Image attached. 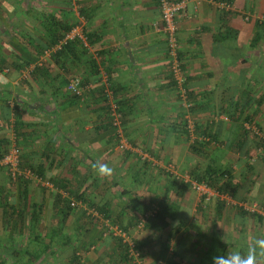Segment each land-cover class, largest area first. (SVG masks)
<instances>
[{
    "label": "crops",
    "instance_id": "obj_1",
    "mask_svg": "<svg viewBox=\"0 0 264 264\" xmlns=\"http://www.w3.org/2000/svg\"><path fill=\"white\" fill-rule=\"evenodd\" d=\"M183 1L176 25L184 99L170 74L158 0H0V155L15 146L20 168L32 171L12 179L0 166V264H132L105 232L109 220L87 214L93 204L127 227L167 202L161 218L133 233L140 264L173 254L187 215L205 202L190 197L191 184L177 193L173 180L195 181L190 146L204 142L203 131L232 137L239 121L231 116L253 119L255 111L243 113L251 104L264 113V36L253 42L264 0ZM75 27L80 35L43 61L44 51ZM70 75L89 86L83 98L66 90ZM113 106L126 150L111 125ZM185 119L195 124L193 138ZM210 146L200 152L208 160ZM98 164L112 174L99 175ZM62 201L84 206L70 205L63 220ZM211 250L207 245L197 263L168 264H199Z\"/></svg>",
    "mask_w": 264,
    "mask_h": 264
},
{
    "label": "rangeland",
    "instance_id": "obj_2",
    "mask_svg": "<svg viewBox=\"0 0 264 264\" xmlns=\"http://www.w3.org/2000/svg\"><path fill=\"white\" fill-rule=\"evenodd\" d=\"M251 105L247 107L243 113H246L247 111H255L252 122L248 123L243 120L238 122V125H241L247 131L243 149L240 151H235L234 149L227 151L225 155L226 159L223 160L224 165H228L230 168L233 182L237 184L236 186H239L240 184L245 186L248 184L245 187L247 193L245 196L246 200L239 202L241 205L230 197H226L225 200L226 202L228 201V203H232L233 206H236L237 208L242 207L247 212L254 211V213L264 217V210L258 207L259 203L264 202V113L257 112L255 105ZM255 135L257 137H255ZM258 143H261L260 147L258 146ZM203 157L196 154L192 159H194L195 163H199L200 168L208 167L213 163L210 159L207 161L208 157ZM248 166L251 167V171L248 169ZM182 172H184V170H182ZM191 176L194 177L195 174H192ZM236 186L234 187L235 189L237 188ZM193 193L190 197L192 199L194 197L193 200H195L198 196L194 191ZM215 202V197L208 202L205 201L203 202L201 211L198 209L194 214H191L190 216L189 214L187 215V219H185V223L183 224L186 226V230L181 231L182 234L177 240V244L173 247V254H166L167 252H165L160 264H168L169 260H173L174 262L183 260V262L187 263H197V261L203 257L207 245L213 247V250L209 251L212 258V256L219 252H216V249L220 248L223 243L234 245L235 248H230V251L239 250L240 252L247 254V252L254 246V240L258 237H264V219L258 221L256 217H241L238 215L236 208H231L229 205L224 208V215L222 213L218 217L215 215ZM73 207L76 208L75 206H72V208ZM227 209L229 212H227ZM231 211H234L235 213L232 219L230 218L231 214H229ZM152 219L153 218L149 221ZM90 220L92 219L90 218ZM153 220H155V218ZM149 221H147V223H149ZM147 223L145 225H147ZM112 224L109 221H105L103 228H105V232H110L108 236L111 235L116 237V235L112 234L113 231L108 228H110V226H118L121 228V225L122 227L125 225H123V221L121 223L115 222L113 225ZM145 225L140 229H137L136 226H134L131 232L128 230L126 231L133 242L136 241L133 231L139 233L145 228ZM183 225L180 227L182 228ZM170 240V242L174 243V236ZM177 245H179V248ZM247 245L250 246L249 249H246L247 247L245 248ZM142 252L143 250L141 249V263L144 261V255H142ZM257 253V264H264V255L260 254L259 249H257ZM203 263L210 264L209 259L206 257Z\"/></svg>",
    "mask_w": 264,
    "mask_h": 264
},
{
    "label": "trees",
    "instance_id": "obj_3",
    "mask_svg": "<svg viewBox=\"0 0 264 264\" xmlns=\"http://www.w3.org/2000/svg\"><path fill=\"white\" fill-rule=\"evenodd\" d=\"M222 1L226 2V4H231L233 0H222ZM256 27H257V29L260 30V32H258V31L256 32L255 31V34L253 35V42H255V41L257 42L259 39H262L263 36H264V23L263 22H260L259 24L257 23ZM68 46H69V42H67L65 45H63L61 50H59L57 52L60 53V52L64 51ZM67 83H68V81H67ZM67 83H66V85H67ZM249 92H251V90H249L247 92V94ZM243 95H244V93H243ZM72 96L75 99H80L79 97H76L74 95H72ZM243 97L245 99L249 100L250 96L249 95H245ZM185 102L187 103V105H186L187 107H185V106L184 107L187 108V112H190V111L192 112V109H193L192 106L188 105V102H189L188 94H187V99L185 100ZM233 112L234 113L238 112V104L235 105V107L233 109ZM241 114L242 113L240 112V116H241ZM231 118H234V120L236 119V121H235L236 123L238 121H240V118L236 117L235 114L232 115ZM241 120H243L244 122H248V123L252 122V118L250 116H247V117H245V118H243ZM184 121H185L184 122V129L185 130L184 131H185V133H187V132H189L188 131V122H187L188 120L185 119ZM120 124H121V118H120ZM111 125H112V118H111ZM112 127L114 129H116V127H114L113 125H112ZM194 131H195V129H194ZM193 133L195 134L196 132H193ZM202 135L204 136V138L206 137L205 139H203L204 142L200 143L198 141H195V144L190 146V152H193L195 155L198 154V156L200 155L202 157L204 156L205 158H207L208 155L206 156V155H204V153L201 154L200 152L203 151V149H208L209 147H211L210 145H212V147L215 150V152L210 157V160L213 161V163L210 164L208 167L200 168L199 167V163L197 162L195 167H194V169H193V174H195V176L193 178L195 179L196 182L204 183L207 187L212 189L214 191V193L216 194L214 196L215 200H216V202H215V204H216L215 214L219 217L221 215V213L223 212L224 208H226V206L229 205L231 208L235 207L238 215L241 216V217H246V216L256 217L258 221H262L264 219L263 216L254 213V211L247 212L242 207L237 208L236 206H233L232 203H228L225 200L226 197H230L231 199L235 200L237 203L246 200L245 196L247 195V193L245 191V187L248 184L245 185V186H243L241 184L239 186H236L237 184H235L233 182V177H232V174L230 172V168L228 167V165H224V163L220 162V161L226 155L227 151H231V149H234L235 151H240L241 147L244 145L245 137L247 135V131L241 125H236V127L234 128V134L231 135L232 137H227L225 139H220L217 136L211 135V134H207L204 131L202 132ZM255 137H257V136L255 135ZM258 146L260 147L261 143H258ZM213 149H210V150H213ZM3 155L4 154L0 155V158ZM207 161H208V159H207ZM202 165H203V163H202ZM18 167H19V170H22L20 168V164H18ZM248 169L250 171L252 170L250 166H248ZM173 180H174V183H176V182L180 183L178 188H177V193H180L183 189H186L187 187H190V183L189 182L188 183H184L182 180L176 181L177 180L176 178H173ZM235 186L237 187L236 189L234 188ZM74 197L76 198L75 200H78V201H81V202L84 200L80 195H75ZM205 201H209V200H205ZM62 202L64 203L63 206L65 208V212L63 213V217H64L63 220H65L66 219L65 217L68 215V212L71 209V206H70V202H68V203H66V201H62ZM87 204H90V203L87 202ZM158 204H159L158 205L159 209H157L156 213L153 215L154 218L155 217L156 218H161V215H162L161 214V210L167 208V206H168L167 202H163L161 204L158 203ZM90 205H92V204H90ZM258 207L260 209L264 210V202L259 203ZM93 209L98 211L100 216L102 214L101 217L104 218V219L109 220L111 224L112 223L114 224L115 222H119V221H116V220H119V219L111 218V216L108 215V211H106L104 209V207H98L97 205L93 204ZM142 213H141V215H142ZM139 216H140V214H139ZM153 217H150L148 219V221L151 218H153ZM92 218H94V217H92ZM230 218L232 219V217H230ZM88 219H90V218H88ZM139 219H140L139 217H136L135 219H130L128 221V223H127V227L126 226L122 227V225L120 224L121 225L120 229L123 230V231H127V230L129 231V229L131 227L136 226V224L138 223ZM112 237H113L112 239L115 240V242H117L121 246V249L123 251L122 259L127 261V262H129V263H132V260L129 257L127 245L122 242V238L119 237V236H116V237L112 236ZM64 238H65V241H68L67 237H64ZM64 243H66V242H64ZM134 244H135V250L140 255L141 247H140L139 243L135 241ZM230 247L235 248L234 245L232 246L230 244L229 245H227V244L222 245V247L220 248L222 250V252L220 251V253H224V251L226 249L228 250V248H230ZM249 247H250L249 245L245 246L246 249H249ZM241 253L245 254L243 252H241ZM257 255H258V253H257ZM208 256L211 257V255L208 254L207 258H208ZM140 258H141V256H140ZM132 264H134V263H132ZM199 264H204V263L201 262Z\"/></svg>",
    "mask_w": 264,
    "mask_h": 264
},
{
    "label": "built area",
    "instance_id": "obj_4",
    "mask_svg": "<svg viewBox=\"0 0 264 264\" xmlns=\"http://www.w3.org/2000/svg\"><path fill=\"white\" fill-rule=\"evenodd\" d=\"M158 5L161 13V31L166 38L167 51L169 54V69L172 79L176 84V88L180 94L181 98L186 97V91L183 88V83L185 81L184 75L182 72V63L178 56V39H177V18L183 14L184 9V1L183 0H158ZM264 18V17H263ZM80 35L78 29L75 27L74 29L69 30L64 34L63 38L59 40L54 46L45 50L43 53V61L50 58L53 53L61 50L62 46L65 45L70 39L74 36ZM81 37V36H80ZM92 48V46H88ZM41 60V62H42ZM89 89V86H84L80 77L76 75H70L68 77V83L66 85V90L76 97L80 99L84 97V93ZM112 125L118 129L117 135H119L118 140V148L120 150H126L129 148V143L126 139L123 138L121 134V124H120V114L115 110V107H112ZM188 131L191 137L193 138L194 125L193 123L188 121ZM205 139V138H204ZM19 154L16 150L15 146H12L8 149V151L0 158V166L7 167L8 172L10 174V178L16 179L17 177H31L32 173L29 170H19ZM192 190L199 196L203 197L205 200H210L216 194L212 189L207 187L204 183L191 181L190 182ZM71 206H84L81 202L70 203ZM86 212L91 217L96 218L97 220L102 219L98 211L93 209L92 207H85ZM157 211L156 206H151L150 209L146 210L139 217V221L136 224V228L140 229L144 227L147 220L152 217ZM109 230L113 231L114 235L122 238V242L127 245L129 257L134 264H140L141 258L139 253L135 250V244L129 237L126 231L121 230L118 226H110Z\"/></svg>",
    "mask_w": 264,
    "mask_h": 264
},
{
    "label": "clouds",
    "instance_id": "obj_5",
    "mask_svg": "<svg viewBox=\"0 0 264 264\" xmlns=\"http://www.w3.org/2000/svg\"><path fill=\"white\" fill-rule=\"evenodd\" d=\"M97 172L101 176H110L112 174V168L106 164L94 165ZM257 249L260 250V254L264 255V237H258L254 240V246L247 254H242L239 250H233L226 253H217L212 256L211 264H257L258 255Z\"/></svg>",
    "mask_w": 264,
    "mask_h": 264
}]
</instances>
